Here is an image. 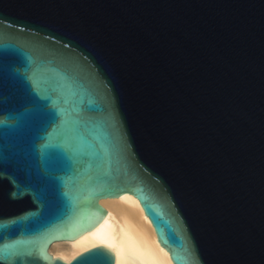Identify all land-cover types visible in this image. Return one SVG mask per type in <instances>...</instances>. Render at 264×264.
<instances>
[{"label": "water", "instance_id": "1", "mask_svg": "<svg viewBox=\"0 0 264 264\" xmlns=\"http://www.w3.org/2000/svg\"><path fill=\"white\" fill-rule=\"evenodd\" d=\"M133 194L173 264H264V0H0V264Z\"/></svg>", "mask_w": 264, "mask_h": 264}, {"label": "bare ground", "instance_id": "2", "mask_svg": "<svg viewBox=\"0 0 264 264\" xmlns=\"http://www.w3.org/2000/svg\"><path fill=\"white\" fill-rule=\"evenodd\" d=\"M99 203L106 210L103 218L73 239L53 241L48 247L53 257L67 262L84 250L105 245L114 254V264H173L133 194L101 198Z\"/></svg>", "mask_w": 264, "mask_h": 264}]
</instances>
